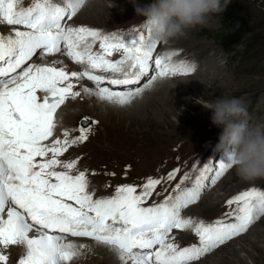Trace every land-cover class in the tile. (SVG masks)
Masks as SVG:
<instances>
[{
	"label": "rangeland",
	"instance_id": "rangeland-1",
	"mask_svg": "<svg viewBox=\"0 0 264 264\" xmlns=\"http://www.w3.org/2000/svg\"><path fill=\"white\" fill-rule=\"evenodd\" d=\"M122 1L124 0H114L113 2L111 1V3L108 2V5L119 8L121 12L125 11L124 9L129 10L130 8L127 5H125L123 9L119 7L118 3ZM138 1L139 0H127V3L130 4L129 2H131L132 4H135ZM144 1L142 0L143 7H140L138 10L134 11L133 14L127 19L123 18V15H119L105 16L104 19L93 18V20H89V17L87 16L83 18V21L80 20L83 26L96 24L94 25L95 28H98L96 26L99 25L103 27L107 25L106 27L110 28L109 30L103 29L98 31L100 32L99 34L101 36L104 35V38L100 41H97L94 45L95 47L98 46L97 48H99V54L96 55L98 60L103 58V63H107L113 59L112 55L114 52L112 49L116 48L114 47V40L121 42V44L117 43L119 48L117 53L118 57L122 56L123 62L128 64L129 62L127 61L129 57L127 55H121V53L125 50L121 48L123 44L122 42L129 44L128 46L131 48L134 46V44H139L140 46L145 45L148 50H146L143 54L141 51H138L139 57H141V59H135V57H133L131 54V61L133 59L137 61H143L145 57H149L150 62H148V66L151 69V74L149 77L145 78L143 82H139L133 87L124 89V91L117 89H107L108 87L104 86L101 88L98 86L101 85V83L98 84L97 82L94 84L93 81L90 82L87 77L86 79H83L81 78V74L77 73V80L74 82V79H72L74 77L73 72L68 71V74L66 76L64 75V71L70 70V66L67 65L66 69L64 66H61L64 69L61 72V67H59V78L61 77V79L64 78L65 80L72 79L70 82L66 81L68 85L62 84L64 89H66H62V91L63 93L66 91L69 92L68 94L71 96V98L76 101L75 104L71 105L72 107L69 105L66 108L67 111H65L63 115L67 112H75L80 110L78 107H82L83 104H86V111L73 119V123L70 126L71 129L69 128L71 131H65L60 135H65V138L63 137L60 139L62 148H51L42 155L44 156L46 153L52 152L56 155V157L46 160L47 165L45 166V164H43V167L40 170H42L44 175L43 178L46 180L54 178L66 179L67 177L73 178L75 181V187L79 188L73 191L76 199L77 196L81 195L83 198L87 196L94 198L100 194L124 195L126 197H122L127 199V203L132 205L140 204L139 206L142 207L145 204L152 203V206H154L156 202H159L163 199H165L164 203L171 202L172 205L173 201H175L174 199L179 196L180 193H185L186 190L190 191L189 186L192 185L191 187L193 189L190 192H193L195 189L196 191H199L201 195L198 197L195 196V199L189 195L177 203L178 205L185 204L182 205V208L184 206L182 212H187L190 210L189 214L187 215L194 216L195 219H198V223H195L196 225L194 229H192L194 232H192L191 235L180 241L181 238L177 236V233L179 232L172 233L176 230L179 223L178 220H175V222L173 220L176 215H174L172 212L163 213L164 218L170 224V226L168 224L164 227H168L169 229H166L168 232L164 233L163 240L165 239V236L168 237V239H166L168 244H166L167 248L165 250H170L174 248L172 247L173 245L178 243L189 245V242L194 241L198 244H201V227L210 223H214L215 225L217 220H219V223L227 220L233 221V216H231V214L238 210L236 208L240 209V204H243L246 209L244 213H247L249 206L253 202L252 199L254 198L259 199V206H261L264 210V196H262L264 195V172L262 165L258 164L257 161V157L262 153V151H264V148H262L260 145V137H256L261 132L262 134L264 133V127L262 126L264 125V0H146L147 6L144 5ZM4 4L6 7L3 6ZM53 4L54 2L52 0H0L1 36L9 39L8 41L16 42L17 40L19 41L29 35L28 32L25 31L24 34V31L22 32L20 29H26L25 27H27L31 22L26 21L27 23L25 24L22 21L14 20V17H11L7 13L9 10H13L14 12H16V10H20L19 12L27 11L43 14L44 9H49L51 11ZM66 5V3L60 2V6L63 7L62 10L64 8L68 9ZM151 9L155 12H157V10H162L165 13L167 10H169V19H173L174 17L178 16V13H181L188 14L189 16L191 15L190 17H193L194 20H196L194 28H196L197 31L195 30V32L191 34L194 41L197 42V45L195 46L197 48L196 50L200 51V48H203L206 49V51H209L213 47V49L217 51L215 58H217L220 62L222 60L226 61L224 67L230 72V77H232V80L229 82L230 85H225L228 88L217 90L214 92V94H212L210 90L206 89L201 91H188L185 89V96L183 95L181 97H185L189 101V105H185L184 103L174 100V104L178 113H169L170 111H168L167 107H165L166 103L164 104V101L160 98L161 95L155 92L156 89H151V85L158 83L157 87H160V83L163 82L171 81V83L168 84L172 85L173 83L176 84V81H179L185 84V87H191L192 84L189 81L190 77L187 76L192 74L167 75V77L162 75V78L152 82L154 78L161 74L162 68H159L160 62L159 65L157 62L161 60L162 56L160 57L159 55L161 51H163V47L165 45L171 44V42L165 40L164 38L158 40L156 37L157 35L152 32V24L157 25L160 18L159 16H153L152 12L149 11ZM79 13L80 12L77 14ZM36 14H31L30 17L33 15L35 16ZM242 20H244L243 23ZM71 21H74L75 24L80 22L75 19V15L73 16L70 14L68 17L62 20L63 24H61L60 29L63 28L62 31L69 33V30L66 26ZM14 25L19 26V29H14L13 31L12 26ZM6 26L8 27L6 28ZM46 29L48 30L50 28L47 27ZM46 29H43L44 32ZM111 29L114 31L118 30L117 32L122 30L123 33H125V38L113 39V37H116L115 35L120 37L122 34L113 35ZM244 30L247 33H241V31L243 32ZM50 31L53 32L52 29ZM55 31L58 32L61 30L54 29V32ZM81 31L84 30L81 29ZM128 31L137 32L138 36L130 35ZM233 31H239V33L235 36H228V34ZM9 32L10 36L7 35ZM92 33L97 32L94 31ZM63 34H61V36ZM65 36L67 35L64 34L63 37ZM231 38L234 39L232 40ZM112 39L113 43H111ZM44 40V37H40L38 35L35 43L32 44V48L30 49H35V53L29 57L28 60L30 62L35 57L40 58L47 53L46 48L37 46L36 44L38 41L44 42ZM37 47H41L40 50L37 49ZM59 47L61 48H58L56 52L61 56L63 55L62 53L68 51L65 50V45L62 47L60 44ZM124 47H126V45H124ZM151 48L153 55H151V53L149 55V50ZM207 53L210 54V52ZM212 54L213 52L210 55L212 56ZM198 55H200L199 58L201 61L197 60V64L199 63L200 65L205 61L204 57L207 56H203L202 52ZM106 57H108V59H106ZM155 57H158L156 62H154ZM29 61L28 64L30 63ZM162 61L164 63L171 61V59L167 61L162 59ZM31 63V65H33L34 62ZM55 63L56 62H52L50 64L55 66ZM70 63L74 67L81 66L80 63ZM142 72L145 77L147 71L142 70ZM135 77L141 78V76L138 74L135 75ZM57 81L58 80H55V82ZM76 85L79 87H76ZM98 88L99 91L103 90L104 92L110 94L111 101H109L110 99H106L104 101V104L109 105L108 108H106V106L103 107V102H101V100L104 97L102 96V98H99V96L91 97L92 101H89L87 97L78 99V96L81 94L80 92L83 93L84 90L88 89L97 90ZM207 93L212 94L211 98L203 97V99H200L202 94L209 96ZM121 95H123L125 98ZM115 96L116 98L112 99V97ZM243 99L244 101L241 102ZM95 102L98 104L93 106ZM98 106L102 111H100ZM111 106H121L127 108L125 111H128V115L125 111H123V109L117 110ZM131 107H135L136 111L128 109ZM214 109L218 111L220 110L222 112L219 111L220 113H216L217 111L214 112ZM163 112H167L168 116L164 115ZM217 116L219 120L217 119ZM61 118H63V116H61ZM228 128L230 130H228ZM227 131L231 132V134H227L225 136L226 140L233 137L234 145L232 146L228 142H224V144H228V147H230L231 150L227 148L224 150V146H221L222 140L220 139L224 137ZM71 132H74L76 136L72 137ZM250 135L252 136V139L248 142L250 144L247 143V145H253L254 149L247 150L248 153H246V156L240 159L241 154H237L240 152H245L244 150H246L245 144L241 143L242 139L244 136L248 137ZM211 143L214 144L210 146V152L208 151L207 154H203V151L200 152L202 148L204 149L206 144L210 145ZM193 144H195L196 150H194V148L192 149ZM70 149L74 150L66 155V159L68 161L63 163L60 158L64 156L67 151H70ZM192 150L194 153H191ZM192 155L194 158L191 157ZM202 155L206 157L202 158L203 160L201 159ZM190 157L192 160L189 161L188 159ZM214 157L215 161H211V159ZM200 160L204 161V163ZM223 160H227V164H223ZM34 165L32 166V169H35L36 164ZM255 165L258 167L254 168L253 166ZM48 166H54V169L52 168L49 170H44L45 167ZM204 166L206 167L204 168ZM221 170L224 172L222 173ZM200 172H203L201 177ZM32 176L37 177V174ZM32 176L29 178L34 180V177ZM212 179L217 180L213 185H210L211 183H209V181ZM189 182L191 183L188 186ZM242 184L246 186L235 190V188L241 186ZM216 187L218 188L216 189ZM231 188H233L235 191H232L233 195L228 198V200L230 199L229 202L225 201L226 203L223 205L219 204L214 208H209V197L212 198L224 194L226 195H224V197H228V194L226 193L231 190ZM87 190L91 192H89L90 194L88 193L85 195ZM79 192H81L80 195H78ZM246 192L252 194L247 195ZM142 193L144 194L145 198L139 197L142 195ZM135 196L141 198V200H136ZM133 198L136 201L133 200L134 202H131L130 199ZM155 198L157 199L154 200ZM15 208L17 211H19L18 206ZM231 209L236 210L231 212ZM8 211L9 209L4 212L1 219L5 218L6 214H8ZM258 214L259 215L257 218L250 224L253 226V230H255L253 231V234L256 235L259 233V244L257 246H251L248 238L238 240L240 244L237 245H234V241L238 238L232 239L233 241L229 242L224 240L222 243H219L218 241L217 243L219 244L210 246L208 250L203 253V255L201 254L202 256L200 255L199 257L190 259L191 261L188 260L187 262H189V264H239L236 262L235 257H232L230 251L233 248L243 246L244 251H241L239 256L243 260L242 262L244 264H264V223L261 224L259 221L264 215L260 212ZM247 215H251V213H248ZM177 216V219L181 217L179 214ZM155 221L160 222L162 221V218L158 217L155 219ZM234 222H236L234 223L235 225L240 223L237 221ZM238 225L236 226L241 229V227H245V222L244 224L240 225L241 227ZM233 227L234 226H227L225 228L222 227L221 229L224 228L223 230L225 232L223 233H227L228 231H232ZM31 231L37 230L32 229ZM247 231L248 230L242 232L239 237L245 235ZM37 232L43 233V231L39 229ZM193 233L195 234L193 235ZM216 233L217 231H215L213 234L216 235ZM195 237L197 238L196 240H194ZM71 238L86 239L87 237L84 238V236L78 235ZM61 239L62 238L58 240L60 241ZM82 245V247H89L88 244ZM110 246L112 248L115 247L113 245ZM18 248L19 249L15 250V253L18 255L17 258H13L14 255L11 253V259H14L12 260L13 264H18V261H22L24 258L22 257V253L25 252L24 248H22L23 251L20 247ZM183 248H188V246H184ZM205 249H207V247ZM125 253L126 252H121L120 254L121 256L125 257L128 255ZM69 254L71 255L73 253L70 252ZM153 256L154 254L148 256L145 253L141 259L143 260V258H145L150 259L149 261H153ZM257 260H259V263L256 262ZM0 261L6 264L8 262L7 256L0 254ZM185 262L181 264H184ZM59 264L67 263L60 261ZM95 264L104 263L103 260L98 259Z\"/></svg>",
	"mask_w": 264,
	"mask_h": 264
},
{
	"label": "bare ground",
	"instance_id": "bare-ground-1",
	"mask_svg": "<svg viewBox=\"0 0 264 264\" xmlns=\"http://www.w3.org/2000/svg\"><path fill=\"white\" fill-rule=\"evenodd\" d=\"M6 1H8V0H6ZM52 1L54 2V4H53V8H51V11L49 9L43 10V15H44L45 21L48 25H51L52 22H53V25L54 24H60V23L63 24L62 20L64 18L68 17L70 14H72L73 16L75 15V19L77 21H80V20L83 21V18H85L87 16L89 17V20H93V18L94 19H100V18L104 19L105 16H119V15L120 16L123 15V18L127 19V18H129L130 15L133 14L134 11L138 10L140 7H143L142 6L143 5L142 0H139L135 4H132L131 2H129L130 4H128L127 0H124L120 3L117 2L121 9H123V7L125 5L129 6L130 9L129 10L124 9L125 11H123V12H121L119 10V8L111 7L108 5V2L111 3V1L113 2L114 0H64V1L63 0H60V1L52 0ZM58 2H59V4H58ZM60 2L66 3L67 4L66 6L68 7V9L64 8L62 10L63 7L60 6ZM25 4H26V2H25ZM144 5L147 6L146 0L144 1ZM3 6L6 7L5 4ZM50 6H51V4H50ZM47 7H48V5H47ZM19 11L16 10V12H14L13 10H9L7 13L11 17H14V20H21L24 23L32 22V18L34 15L31 17H30V15L37 13V12H27V11L26 12H23V11L19 12ZM149 11L152 12L153 16L154 15L157 17L159 16V18H160L157 25L152 24V27H151L152 32L155 35H157L156 37L158 40H161V38H164L165 40L171 42V44L165 45L163 47V51H161V53L159 55L160 57L162 56L161 60L157 62L158 65L160 62L159 68L160 67L162 68L161 74L159 76H157L156 78H154L152 80V82L156 81L157 79L159 80L163 76L167 77V75L170 76V75H176V74H178V75L190 74V73L192 74V75L187 76V77H190L189 81L191 82L192 86L190 84L189 85L192 88L187 87V86L185 87L184 86L185 84H183L182 82H179V81H176L175 82L176 84L173 83L172 85L168 84V83H171V81L163 82V83H160L161 84L160 87H157L158 83L151 85V89H153V90L156 89L155 92L161 95L160 98L164 101V104L166 103L165 107H167V110L170 111L169 113L172 114V112H173V114H176V112H177L176 106L174 104V100H176L177 102L184 103L185 105H189V101L185 97H181L185 94L184 93L185 89L188 91H192V90H196V91L200 90L201 91V90L206 89V90H210L211 93L214 94V92H216L217 90H222V89L228 88L226 86L230 85L229 82L232 80V77H230L231 76L229 74L230 72L227 71L226 68L224 67V64L226 61L222 60L220 62L217 58H215L217 55V51L214 50L213 47L209 51H206V49L200 48L201 49L200 51L203 53V56H207V57H204L205 61L203 60L204 62L202 61L203 62L202 64H200V65H199V63L197 64V62H198L197 60H200V58H199L200 55H198V54L201 52L196 50L197 48L195 46L197 45V42L194 41V39L191 36V34L193 32H195V30H196V28H194L196 20H194L193 17H190L191 15L189 16L188 14L178 13V16L174 17L173 19L172 18L169 19V17H168L169 13H170L169 10H167L166 13L163 12L162 10L161 11L157 10V12H155L154 10L151 9ZM55 12H56V14H55ZM78 12H80V13L77 14ZM53 15H55V16H53ZM159 18H157V19H159ZM81 21L77 24H75L74 21H71L69 24H67L66 27L68 28L69 33H67V32L65 33V31H62V30L58 31V32H56V31L54 32V29H53V32H51L50 31L51 28L48 29L49 35L43 36V37L45 38V40L48 39L49 41L46 43V41L44 40V42L38 41L36 43L37 46H41L43 48H46L47 53L40 58L35 57L31 61V62H34L33 65H31L32 63L28 60L29 57H31L34 54V53H30V50H33L30 48H32V44L35 43V40L38 37V35L43 34V31H44L43 27L41 28L42 30L32 29V23H30L27 27H25L26 29H20V30H22V32L24 31L23 32L24 34H25V31L29 33V35L26 38H23L19 41L17 40L16 42L15 41H13V42L7 41L9 44H8V47L5 49L4 53L6 55L11 54L10 55L11 56L10 61L17 60V61H23V63H21V65L18 67V69L16 71H14L12 74V75H15L16 78H14V80L8 82L5 85L6 86L5 88L0 87V107L8 109V113H1V110H0V117L12 114L13 116L18 117V119H19V120L14 121V122L7 121L6 124L10 125V127H8V128H4L3 126H0V254L7 256L8 262L6 264H13L12 260H14V259H11V253H13V255H14L13 258L18 257V255L15 253V250L19 249L18 247H20L21 249L24 248V251H25L24 253H22L23 254L22 257H24L23 260L18 261V264H59L60 261L65 262L67 264H84V262H85V264H95V262L98 261V259L103 260L104 264H160V263H153V261H149L150 259L143 258V260H142L141 258L143 255H145V253L143 254L142 252H138V253L127 252V251H132L130 248L131 247L130 244H124L122 246H118V248H116V247L112 248L109 244L101 241L100 239H98L96 237V234H99V233L105 234L103 230L105 229L106 226L100 225V222H99L96 227H91L94 224V221L88 220L87 218L84 220L83 223L79 224L80 228L81 227L84 228V232L80 235H85L86 237H90L91 239L71 238V237H75L73 235V236H65L64 238L61 237L62 238L61 240H63V241H61V240L59 241L57 238L60 237L61 235L56 234L54 232L45 234L44 232L40 233L37 231H31L32 230L31 227L37 228L35 225V221L32 218L27 217L23 212H16L14 210V206H10L8 203L7 193L14 191V188L18 191V189H17L18 185L21 186L24 191H28L30 203L29 204L28 203H22L20 196L13 197V200L18 201L20 203V206H25L27 208H31V210H33V213H37V210L35 208L40 209V208L46 206V202H45L46 199H43V197L50 198L52 196L48 190V187L45 185V183L43 181L44 175L42 173V170H40V169L43 167V164H45V166L47 165L46 160L52 159V158L56 157V155L53 154L52 152H48L44 156H42V155L47 150H49L51 148H53V149L62 148L60 139H62L65 135L64 136H60V135L63 134L65 131L70 130L71 129L70 126L73 123L72 122L73 119L76 118L78 115H81V113L86 111V106H85L86 104H83L82 107L81 106L78 107V108H80V110L75 111V112H67L66 114L63 115V113H65V111H67L66 108L69 105L71 106L72 104L76 103V101H74L71 98V96L68 94L69 92L66 91L67 92V93L65 92L66 95H65V93H63V91H62V89H64L63 85H68L67 82H70L72 79H74V82H76V80H77L76 75L77 74H81V76H82L81 78H83V79L84 78L86 79V77H87V79L90 82L93 81L94 84H96L97 82H98V84L101 83V85H98L101 88H102V86L109 87L107 84V81L104 79L106 77V75L116 76V77H121L124 75L125 77H128V76L132 77L134 74H138L141 76V78L138 79L136 82H132L131 84L129 82H126V85L117 84L114 87L117 90H124V89H128L129 87H133V86L137 85L139 82H143V80L145 78L149 77L151 74L150 73L151 69L148 66V62H150L149 57H145V59L143 61H137V60H135L136 58L133 59L132 61H129V58H128L127 62H129V64L124 63L122 60L123 58L120 59L117 55V53L119 51L117 43L121 44V42H117L116 40H114L115 41L114 47H116V48L112 49L114 52V54L112 55L113 59H111L107 63H103V58L99 59V60H101V61H99L96 58V55L99 54L98 53L99 48H97L98 46L95 47L94 45L96 44L97 41H100L101 39H103L104 35L101 36L99 34L100 32H98V31L103 30V29L109 30L110 28H107L106 27L107 25L104 27L99 25L96 27L101 28V29H98V28H95V26H94L96 24H92L89 26H83L81 24ZM87 23H90V22H87ZM91 23H93V22H91ZM14 26H16V25H14ZM14 26H12L13 31H14V29H19V26H16V27H14ZM7 27L8 26H6V28ZM114 28H116V27H114ZM81 29H83L84 31H81ZM86 29L89 31H87ZM94 31L97 33H92ZM117 31H114L113 29H111V32L113 33V35L122 34V36L119 37L118 35H115L116 37L115 38L113 37V39L125 38V36H124L125 33H123L122 30H120V32H117ZM128 32L130 35L138 36L137 32H132V31H128ZM63 33L66 34L67 36L62 37L61 34H63ZM89 33H90V36H89ZM9 34H10V32L7 35H9ZM61 38H62V40H61ZM113 39L111 40V43H113ZM66 40H68L69 42ZM61 42H63V44L65 45V47H64L65 50H68L67 52L62 53L63 54L62 56L57 54V52H56V50L58 48H61V47H59L60 44L63 45ZM122 43H123L122 47H121L122 49L127 48V46L129 45V44H125L124 42H122ZM16 44H19V45H16ZM0 45H1V42H0ZM124 45H126V47H124ZM41 47H39V48H41ZM109 48H111V47H109ZM109 48H107V49H109ZM208 48H209V46H208ZM151 51H152V48L149 50V55H150ZM181 51H184V52H181ZM207 52H210V54L213 52L212 56ZM136 54H137V52H136ZM106 59H108V57H106ZM162 59H164L166 61L171 59V61H167V62L163 63ZM28 61L30 62L29 64H28ZM52 62H56L55 66L50 64ZM70 62L80 63L81 66L80 67H74L73 65H71ZM195 64H197V65H195ZM57 65H60V66H57ZM67 65L70 66V70H65L64 75L66 76L68 74V71H71L74 74V77L70 80H67V79L65 80L64 78L61 79V77L59 78L60 75L58 73V68L61 66H64L66 69ZM155 68H157V67H155ZM61 69H60V72L64 70L62 67H61ZM67 69H69V68H67ZM142 70L147 71L145 77H144V74H142L143 73ZM89 74H91V76H89ZM195 76H198V77H195ZM55 80H58V81L55 82ZM76 87H79V86L76 85ZM234 88H235V86H234ZM64 90H66V89H64ZM80 93H79L80 96H78V99H81L82 97H87V99L89 101H92L91 97H95V96H99V98L101 96L104 97L101 100V102H103V107L106 106V108H108L109 105L104 104V101L106 99H108V100L110 99L109 101H111L110 94L104 92L103 90L99 91V88L97 90H94V89L84 90L83 93L82 92H80ZM207 94H209V93H207ZM212 94H209V96L202 94L200 99H203V97L211 98ZM121 96L124 97L123 95H121ZM121 96H118V97H121ZM113 98H116V96L112 97V99ZM158 98H159V95H158ZM244 99L241 100V102H243ZM109 103H111V102H109ZM97 104L98 103L95 102L93 104V106H96ZM111 107H113V106H111ZM113 108L117 109V110L123 109V111H125V109H127V108L121 107V106L113 107ZM128 109H132L133 111H136L135 107H131ZM161 110H163V109H161ZM100 111H102L101 108H100ZM219 111L214 109V112H216V113L222 112V111H220V112ZM204 112H205V110H204ZM163 114L167 115V112H165V113L163 112ZM127 115H128V113H127ZM61 116H63V118H61ZM217 119L219 120L218 116H217ZM231 126H230V128H231ZM262 126L264 127V125H262ZM228 130H230V129L228 128ZM256 133H257V131H256ZM227 134H231V132L227 131V133L224 135V137L222 139H220V140H222L221 146H224V148H223L224 150H226V148L231 150V148L228 147L229 146L228 144H226V145L224 144V142L225 143L228 142L232 146L234 145L233 137L226 140L225 136ZM71 136L75 137L76 135L74 132H71ZM218 136H220V135H218ZM51 137H52V139H51ZM53 137H54V139H53ZM256 137H260V139H261L260 145L262 146V148H264V133L262 134V132H261ZM251 139H252L251 135L248 137H245V136L243 137L241 143L245 144L246 150H244L245 152H240L237 154V155L241 154L240 159L246 156V153H248L247 150L254 149L253 145L252 146L247 145V143L249 141H251ZM195 144L192 145V149L194 148V150H196ZM213 144L212 143L210 145L206 144V146H204V149L200 148L201 149L200 152L203 151V154H207L208 151L210 152V149H211L210 146H212ZM248 144H250V143H248ZM256 147H257V145H256ZM73 150L74 149H70V151L66 150L67 152L64 154V156H62L60 158L63 163L68 161L66 159V155H68ZM78 151H80V150H78ZM57 153H58V151H57ZM191 153H194V151L192 150ZM258 154H257V156H258ZM78 155H80V154H78ZM191 157L194 158L193 155ZM191 157L188 159L189 161L192 160ZM202 158H206V157L204 155H202L201 159ZM257 159H258L257 160L258 164L262 165L263 172H264V151H262V153L257 157ZM211 161H215V157L212 158ZM229 161H230V159H229ZM201 162L204 163V161H201ZM226 162H227V160L222 161L223 164ZM34 164H36V167H35V169H32V166ZM54 166L45 167L44 170L52 169ZM205 167L206 166H204V168ZM253 167L255 168L258 166L255 165ZM221 172L223 173L224 171L221 170ZM34 174H37V177L32 176ZM200 174H201L200 175V177H201L203 175V172H200ZM31 176L34 177V180L29 178ZM251 178H253V177H251ZM205 179H206V176H205ZM216 180L217 179H212L211 181H209V183H211L210 185H213L216 182ZM196 181H197V179H196ZM251 181H252V179H251ZM81 183H82V181H81ZM190 183L191 182L188 183V186ZM194 183H196V182H194ZM209 183H207V184H209ZM191 186H189L190 191L193 189ZM199 186H201V185H199ZM244 186H246V185L242 184L241 186H238L237 188H235V190L240 189ZM218 187H216V189ZM77 189H79V188H77ZM235 190H233V188H231V190H229L226 193V194H228V197H224L225 194L224 195H218V196L212 197V198L209 197V199H210L208 202L209 208H214L215 206H217L219 204L223 205L224 203L229 202L230 199L228 200V198L231 195H233L232 191L234 192ZM91 191H92V189H91ZM91 191L87 190L85 195H87ZM190 191L186 190L185 193L182 192L176 198L174 197L175 201H173L172 205H171V202L164 203V200H161L158 203H155V205H154V207L162 209L163 213L164 212H169V213L172 212V213H174V215H176L173 218V220H174V222H175V220L176 221L178 220L179 223H178V227L176 228V230L173 231L172 233L179 232V233H177L178 234L177 236L179 238H181L180 241L182 239H186L187 236L191 235V233L194 232V230H192V229H194V227L196 225L195 223L198 220V219H195L194 216H188L187 215V214H189L190 210L187 212L186 211L182 212V210L184 209V206L182 208V205H185V204H179V205L177 204L179 201H181V199L183 200L185 197H187L189 195L192 196L193 199H195L196 197L201 195V193L199 191H196L195 189L193 192H190ZM80 194H81V192L78 193V195H80ZM72 196H74V195H72ZM136 196H135L136 200L137 199L141 200V198H139V197L145 198L143 193L139 197H136ZM262 196H264V195H262ZM135 199L134 198L130 199V201L132 202ZM156 199L157 198H155L154 200H156ZM35 200H37L36 204H34ZM91 200H92V198H90L89 196H87L85 198L82 197L83 204H77V205H79V207L82 210H84L86 213L91 214V213L97 212V210L100 208V206L94 205V201H91ZM258 200H259L258 198L252 199L253 202L249 206L247 213H244V211L246 209H245V206L243 204H240V209L236 208L238 210L231 209V212H234L236 210V212H234L233 214L230 213L231 216H233V218H232L233 221L240 222V223H238L239 225L237 224L239 227H241L240 225L244 224V221H245V227H241V229L236 227L235 229H233L232 232L228 231L226 233V236L219 240V243L220 242L222 243V241H224V240L229 242V241H233L232 239L238 238L234 241V245H237V244H240L238 242V240L243 239V238H248V241L251 244V246H257L259 244V240H258L259 239L258 238L259 233L254 235L253 231H255V230H253V226L250 225L257 218V216L259 215L258 214L259 212L264 215V210L261 206H259ZM187 203H186V205H187ZM170 205H171V208H170ZM134 206H130V207L128 206V208L125 211L120 212L117 217L118 218L126 217V219H138L140 217V215H146L149 213V210L147 208H142V206H139V208L135 207L136 212H134L131 209ZM150 206L152 207V204H150ZM47 207H48V204H47ZM8 209H9L8 214H6L4 219H1L4 212L7 211ZM248 213H251V215H247ZM178 214L181 216L179 219H177ZM261 218L259 221L261 224H263L264 223V216L262 219ZM142 220H145V219L139 218L137 221H132V222L135 224H138ZM233 221H232V223L225 225L223 227L225 228L227 226H232ZM222 223H219V220H217L215 225L213 224V226L216 228L213 231V233L217 230V233L215 235L217 237H220L221 234L223 232H225L223 230L224 228L221 229ZM169 226H170V224H169ZM29 229H31V230H29ZM166 229L168 230L169 228L163 227V228L157 229L158 232L161 234L160 240L163 238L164 233L168 232ZM201 229H202L203 236H201V238H200L201 246H199V248L198 247L192 248V249L190 247L183 248V250L187 251V254H178V256L172 252H166L167 254H165V258H167V259L169 258L172 261H177L178 258H182L181 260L178 261L179 263L186 261L184 264H186V263L189 264V262H187L188 260L195 259L196 257H199L201 254L203 255V253H205L210 246L219 244L217 242H213L212 236L209 235L211 228L203 226V227H201ZM246 230H248L249 232L247 231L248 233L246 232L245 235H242V237H239V235H241V233L246 231ZM184 232H186V233H184ZM89 233L91 234V236H88ZM194 234L195 233H193V235ZM54 237H56V239ZM125 237H129V236L125 235ZM166 239H168V237L165 236V239L161 240V243H160V240L158 242L155 240H150V242H149L150 245L157 242L154 245L155 249L151 250V252H157V253L158 252H160V253L165 252V248H167L166 244H168L167 243L168 241ZM196 239L197 238L195 237L194 240H196ZM137 241L138 240H133L132 243L135 244ZM82 244H88L89 247H82L83 246ZM183 244L184 243H181V244L178 243V245H176V248L184 247V246H182ZM205 247H207V249H205ZM197 249H199V250L196 253H194L193 250H197ZM22 251H23V249H22ZM241 251H244L243 246L233 248L230 251L231 252L230 254H232V257H235L236 262H238L239 264H244L242 262L243 260L239 256V254H241ZM70 252H72L73 254L70 255L69 254ZM121 252L122 253L126 252L125 254H128V255L123 257L120 254ZM134 255H136V256H134ZM150 255H152V254H150ZM28 257H30V258H28ZM84 259H86V260H84ZM256 262L259 263V260H257ZM0 264H5V263L0 261ZM174 264H176V262H174Z\"/></svg>",
	"mask_w": 264,
	"mask_h": 264
},
{
	"label": "trees",
	"instance_id": "trees-1",
	"mask_svg": "<svg viewBox=\"0 0 264 264\" xmlns=\"http://www.w3.org/2000/svg\"><path fill=\"white\" fill-rule=\"evenodd\" d=\"M243 21H244V20H242V23H243ZM238 33H239V31H235V32L233 31V32H230V33L228 34V36H231V35H234V36H235V35H237ZM241 33L244 34V33H247V32H245V30H244L243 32L241 31ZM231 39L233 40L234 38H231Z\"/></svg>",
	"mask_w": 264,
	"mask_h": 264
}]
</instances>
